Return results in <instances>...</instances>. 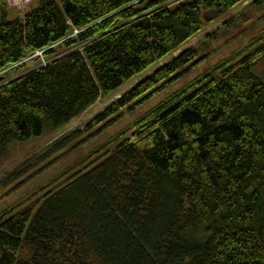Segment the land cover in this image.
<instances>
[{
    "label": "trees",
    "instance_id": "obj_1",
    "mask_svg": "<svg viewBox=\"0 0 264 264\" xmlns=\"http://www.w3.org/2000/svg\"><path fill=\"white\" fill-rule=\"evenodd\" d=\"M242 1L35 0L21 16L1 0L0 167ZM204 48L181 52L2 185L20 181L17 191L191 71ZM263 58L264 31L1 211L0 264H264V79L253 71Z\"/></svg>",
    "mask_w": 264,
    "mask_h": 264
},
{
    "label": "rangeland",
    "instance_id": "obj_2",
    "mask_svg": "<svg viewBox=\"0 0 264 264\" xmlns=\"http://www.w3.org/2000/svg\"><path fill=\"white\" fill-rule=\"evenodd\" d=\"M11 14H17L23 16L26 11L35 6V0H5ZM253 2L255 0H243L239 5L235 6L233 10L224 15L223 19L213 22L211 25L204 27L201 32L196 34L188 42L180 47L176 52L170 54L163 60H160L143 72L137 78L126 82L119 90L113 95L101 98L94 103L82 116L73 120V123L66 126L62 130L52 132V134L41 137L40 140H33L19 147H14L10 150V159L2 167H0V212L11 207L12 205L21 203L25 198L30 196L35 188L43 186L53 175H56L64 170L67 165L75 162L80 157L86 155L87 152L96 148V146L103 144L107 138L118 133V130L132 124L139 116L143 115L155 105L159 104L164 99L171 96L172 93L180 90L183 86L187 85L192 79L202 75L204 71L214 66V64L220 62L226 56L230 55L235 50L246 45L248 41L253 39L257 34L264 31V9L258 10L254 7ZM1 3V0H0ZM1 7V4H0ZM20 7V9H19ZM16 10H15V9ZM15 10L13 12L12 10ZM208 37L212 40H209ZM208 42V43H206ZM205 43V57L191 71L183 74L181 78L171 83L170 86L160 90V92L154 93L152 97L147 99L139 106H135L132 110L122 109L121 115L117 122L106 128V130L100 131L95 137L85 141V144L80 145L74 150H68L61 156L59 160H48L41 166L31 171L24 179L26 181L16 188L17 191H13L12 188L19 184L20 181L10 182L5 184L10 174L16 172L21 166L25 164H31V162L51 144L67 134V132L73 129H83L85 125L90 123L98 115H101L106 109L116 103L124 94L129 90L136 87L138 83L144 81L148 76L156 72L160 67L170 63L175 57L180 55L184 50H188ZM42 57V51H38L32 57ZM40 59V60H42ZM44 60H42L43 62ZM44 63H47L46 61ZM28 66L36 67L33 58L28 60ZM43 64V63H42ZM254 73L260 74L264 79V58L260 59L253 68ZM4 74V73H3ZM3 74L0 77H3ZM47 168H43V165H47Z\"/></svg>",
    "mask_w": 264,
    "mask_h": 264
},
{
    "label": "built area",
    "instance_id": "obj_3",
    "mask_svg": "<svg viewBox=\"0 0 264 264\" xmlns=\"http://www.w3.org/2000/svg\"><path fill=\"white\" fill-rule=\"evenodd\" d=\"M19 9H20V7H19ZM21 10V9H20Z\"/></svg>",
    "mask_w": 264,
    "mask_h": 264
}]
</instances>
